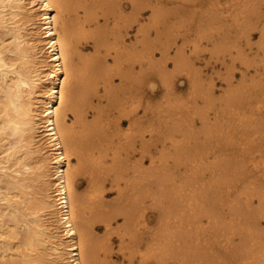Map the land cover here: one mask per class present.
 Instances as JSON below:
<instances>
[{"label": "bare ground", "instance_id": "bare-ground-1", "mask_svg": "<svg viewBox=\"0 0 264 264\" xmlns=\"http://www.w3.org/2000/svg\"><path fill=\"white\" fill-rule=\"evenodd\" d=\"M188 1L192 5L209 3L206 8L211 15L208 13V17L196 25V32L200 35L197 37L203 35L199 31L211 25L222 24L231 30L229 35L225 28L206 32L212 35L210 38L204 33L209 40L216 37L215 43H228L232 39L238 42L242 24L260 29L264 23L262 4L257 2L260 0ZM44 2L59 3L60 0ZM71 2L76 3L75 0ZM104 2L78 1L79 4L89 5ZM36 3L37 0H0V264H76L77 256L87 264H124L123 260L119 263L113 261L111 239L115 231L119 234V253L129 262L147 238L146 231L155 241L153 255L161 261L173 264H244L251 259L259 261L260 225L255 214H247L244 208L252 197L259 202V179L264 173V118L259 110L261 97H264L261 85L264 62L254 58L251 66L242 65L238 82L230 77L226 81L229 93L222 96L224 105H241L245 116L243 121L236 127H226L215 133L212 139L197 141L196 135L200 133L195 120H185L188 115L185 110L188 111L189 106H178L179 102L167 103L173 111L172 114L171 111L167 113L175 118L173 120L170 116L166 127L162 116L150 115L146 92L138 87L142 77L131 75L138 66L142 68L147 63L143 59L144 49L139 59L132 60L135 59L133 55H140L134 49L139 45L144 47L139 41L126 43L121 31L111 37L112 31L110 38L102 43L111 41L115 48V61L119 64L123 88L121 97L107 111V114L114 111L118 115L102 125L99 123L101 114L93 113L94 121H91L86 108L92 101L89 95L91 90H95L91 89L95 88L93 83L96 78L99 79L95 73L101 69L104 60L82 54L78 46L81 33L77 27V44L73 49L75 65L71 60L67 65L64 59L57 62L56 58L62 53L48 38V23L42 16H49L51 32L56 34L58 45H62L64 35L63 17L57 19L59 13L52 9L41 10V15H38L32 7ZM92 10H89V23L96 21L97 17L90 13ZM115 12L116 8L110 7L108 15L103 12L104 18H114ZM185 13V8L177 10L173 18ZM159 17L164 25L172 20L165 14ZM79 21L76 19L77 24ZM108 32L111 31H104ZM138 32L141 33L140 29ZM92 34L95 35L89 33L86 37ZM222 50L221 53L225 54L226 50ZM235 52L232 58L237 59L238 52ZM211 55L210 60L213 56L217 57ZM180 56L181 50H178L172 59L177 60ZM162 58L165 62L171 56L168 52ZM192 58L191 61L194 60ZM219 59L222 60L221 57ZM219 59L213 61L219 62ZM182 62L177 60L175 66L187 70L188 100L194 103L199 96H204L210 101L215 83L205 86L200 82L201 76L193 69V64ZM122 65L124 68L121 70ZM61 66L65 68L63 72L60 71ZM74 68L76 71H73ZM175 82L166 81L163 84L164 96H178ZM177 110L186 115L177 117ZM71 115L74 121H70ZM149 125L156 127L148 130ZM73 126L76 134L66 140L64 130ZM148 132H151L150 140ZM49 133L54 134L52 139ZM182 133L186 136L176 140V136ZM56 137H60L59 145L64 146V151L55 142ZM171 139L175 140L167 141ZM159 141L163 144L162 156L169 157L167 155L176 150L180 157L170 162L154 160L152 154L155 151L150 145ZM208 153L212 156L208 161H202L200 158ZM60 157L64 160L61 161ZM61 166L65 178L70 176V170L74 173L67 197L64 188L59 187ZM79 177L87 181L84 190H80L77 184ZM251 183L257 185L256 190L249 188ZM108 187L115 188L117 192L114 212L102 203ZM75 193L81 195L74 206ZM65 199L66 211L62 206ZM146 200L150 209L141 214L140 208ZM241 201L244 203L241 204ZM62 214L72 217L70 223L76 225L72 231H77V235L61 232ZM93 219L101 223L99 228H104L105 241L94 235L96 223ZM114 222L117 224L114 225ZM249 225L252 226L251 231L247 230ZM234 232L238 234L237 238H233ZM253 242L256 250L250 255L249 248ZM80 245L83 251H77Z\"/></svg>", "mask_w": 264, "mask_h": 264}, {"label": "rangeland", "instance_id": "rangeland-1", "mask_svg": "<svg viewBox=\"0 0 264 264\" xmlns=\"http://www.w3.org/2000/svg\"><path fill=\"white\" fill-rule=\"evenodd\" d=\"M75 1H76V3H78V1H80V0H75ZM93 1L95 3V1H97V0H93ZM101 1L102 2L106 1V3L105 2L99 3L98 6H100L101 4L102 5L108 4L109 5V1H110V3H111L110 5H114V4L117 5V3H118L119 8L114 7V8H116L115 15H113L114 18L111 16L109 19L104 18V13H105V15H108L109 14L108 10L110 7H107L108 9H106V7H99L98 9H93L92 10L93 12H90V13L93 15L94 14L99 15L101 24L100 23L97 24V23H95V21L90 23V25H91L90 29L88 30L87 33L83 34V39L80 42H78L79 50L82 52V54L84 56L96 57L95 59L102 58L101 60H104V62H105L101 66V69L95 73V77L99 76V79L96 78V81L93 83V85H94L93 87H95V88H91V89H95V90L90 91V93L92 95L89 93L90 94L89 95L90 101L91 100L92 101L89 102L88 107L86 108V110H88V119H91V121H94L93 120L94 117L92 114L96 113V112H97L96 114L100 113L101 115L99 114L100 115L99 123L100 124L102 123V125H103L105 123L106 124L108 123V122H106V120L110 121L114 116L118 115L114 111L111 114H107V111L112 108V104L115 103L121 97V90L123 88L122 75H121L119 68H118L119 64L115 61V48L113 47V44L111 43V41L110 42L107 41L108 43L104 42V43H100L97 45V43H95L93 40L88 39L89 36L86 37V35H88L89 33L90 34L91 33L96 34V32L93 31L94 29H97V30L101 29V31H103L106 28L104 30L105 32L111 31L110 33L109 32L106 33L107 35L109 34L108 35L109 37H110L112 31H113V33H112L111 37H113V35L115 33H117V31L119 33L121 31V35H123L122 39L126 40V43L129 44L131 42L135 43L136 41H139V43H141L142 46L144 47V48H142L139 45V47L134 49V51L136 50V53L140 54L142 49H144L145 56H143V59H145V61H147V63H145V65L142 68L138 66L133 71V73L131 75H132V77L135 78L136 76L142 77V75H144V74H151L154 77L153 82H156L157 80L160 81V83L158 84V86L154 90H152V89H146L145 90L146 95H147L146 97L148 99L146 105L149 108L148 111H149L151 116H154V117L155 116L156 117L162 116V118L164 119L165 127L167 126L166 125L167 120L169 119V117L173 113V111L170 110L166 104L167 103H170V104L176 103L177 104L178 102H179L178 106H181V107L182 106H189L190 107V109L188 111L185 110V113H187L188 115H186L185 113H183L180 110H177V112L179 114L176 116L180 117V116H183L185 114L187 116V118L184 117L185 120H189V118H191V120H195L194 122H196V124H197L196 128H198L197 130L200 133V135L199 134L196 135L197 141H206V140L212 139V137L215 133L220 132L221 130L225 129L226 127H228V129L236 127L238 124H240L243 121L245 116L241 112L242 106L236 105V104L235 105H229L228 104L227 106H225L224 105L225 100L222 99L223 94H226V92L229 93L228 86H227V82L229 80V77H230V79H233L236 82H238V80L241 79V68H242L243 64L238 63L239 58H237V59L232 58L233 57L232 55H234L236 53L234 51V49H236L238 42L234 41V39H232L228 43H227V41H222L221 43L220 42L215 43V41L217 40L216 37H212V40L211 39L210 40L213 42H210L209 38L212 35L210 34L211 36H209L207 33L212 32L213 30H216L215 32H217V30L219 28H225L227 33L231 32V30H229V28L226 25H224V27H223L222 24H221V26L219 24L216 26L206 25V26H208V27H206V29L204 28L203 31H199V32H201V34L203 33V35H201V37H197L200 35H198L199 33L197 34L198 29H197L196 25L198 23H200L201 20H204V17L207 18L208 13H209V15H211L210 11H208L209 10L208 7L206 8V5H209V3L208 4L207 3L206 4L205 3H202V4L196 3V4L192 5V3L189 2L188 0H182V1L174 0V1H170V2H169V0H112V1L111 0H108V1L107 0H104V1L101 0ZM257 2H259L260 5L262 4L261 7H262V10L264 11V0H260ZM138 3L140 5V7H137L135 9H133L131 7L133 4H138ZM187 3L188 4L190 3L191 6H190V4L188 5ZM153 4L156 5L155 8L147 7L148 5H153ZM161 4L165 5V7L160 9ZM144 5H146V6H144ZM202 5L203 6L205 5V7H201ZM178 6H179V8H178ZM183 6H185V7H183ZM120 8L121 9L127 8V11L132 13L133 19L138 21V23L133 24V26H132V24L125 25L128 23L123 22L120 19H118L120 16V13L122 12V10ZM183 8H185L187 10V13L182 14V15L180 14L179 16H177V18H173V16H174L173 14H175L177 10H182ZM189 9L191 11H189ZM206 11H207V13H205ZM192 13H194V14H192ZM162 14L163 15L165 14L166 18H168V19H170L172 17V20L169 24H166V25L162 24L163 17L160 16L162 19L159 17V15H162ZM117 15H119V16H117ZM200 15H202V16H200ZM224 15H228V14L224 13ZM192 16H194L193 17L194 19L192 18ZM78 17L79 16L76 17L77 20L80 19V17L79 18ZM116 17H118V18H116ZM138 18H140V19H138ZM116 19H117V22H116ZM109 21H110V25H109ZM119 23H121V24L119 25ZM115 25H116L117 29H115V27H114ZM262 26H264V23ZM262 26H261V28H263ZM113 28L115 31L113 30ZM125 28L127 31L124 30ZM120 29H122L123 31ZM139 29H140L141 33L138 32ZM207 29L209 31H207ZM191 30H193V31H191ZM172 31H174V32H172ZM194 32H196V33L194 34ZM204 33H206L207 36H209V38L206 37V35L204 36ZM229 33H228V35H229ZM84 37H85V39H84ZM198 38H199V40H198ZM213 38H215V39H213ZM257 39H258V37H257ZM112 40H113V38H112ZM218 46H220V47L222 46V47L220 48ZM196 48H200V49L196 50ZM222 48H223V50L224 49L226 50V51L224 50L225 54L221 53ZM178 50H181V56L179 58H177V60H179L180 62L183 61L182 63H185V61H186V63L187 62L192 63L193 69L198 71V74L201 76L200 77L198 75V77L201 78V80H200L201 83H204V85L205 84L210 85L212 83H215V87L213 89L214 91H212L213 95H212V98L210 101L206 100L204 96H199L197 98V100H195L194 103H191L190 99L188 100L187 93L190 91V87H189V83H188L189 81L187 79V77H188L187 72H186L187 70H185L183 68L178 69L175 66V62L177 60L172 59ZM219 50H220L219 53H221L220 55L218 54ZM97 51H99V52H97ZM191 51H194V53ZM168 52H169V56H171V59L165 60V62H164V60H162L163 59L162 56H164ZM199 52H201V53H199ZM211 54H213L217 57L213 56L212 60H210L209 56L212 57ZM223 54L225 55V57L223 56ZM140 56H141V54L140 55H133V58H135V59H132V60H136L137 58L139 59ZM218 56H220L222 58V60L219 59L220 57H218ZM97 57H100V58H97ZM190 58H192L194 60L191 61ZM216 58L219 59V60H217L219 62L213 61V59L215 60ZM225 58H226V60H224ZM150 59L155 60V62L150 61ZM207 60H210L213 63H211L210 61H207ZM206 61H207V63L209 62L211 64L210 65L207 64ZM224 61H225V63H224ZM215 64H217V65H215ZM169 65H172L171 70L168 67ZM119 67H121V66H119ZM122 68H124L123 65L120 69L122 70ZM160 69L163 71V73ZM226 70H227V72H225ZM115 71H117V72H115ZM228 71H232V72L229 73ZM166 81H168V82H170V81L175 82L176 81L175 82L176 86H177L176 94L178 93V96H182V95H184V96H182V97H178V96L173 97L171 95L170 96H164L165 94L163 93V91H164L163 84H165ZM185 103H187V104H185ZM163 111L165 114L163 113ZM167 111H171V114L167 113ZM174 113H176V111H174ZM71 117H72V119H70V121H74L73 115H71ZM171 118L174 120L175 116L173 115V116H171ZM203 121L206 124H204ZM125 126H126V124L123 125V128ZM154 126L155 125H149L148 127H150V128H148V130H150L151 128L153 129ZM210 130H211V133H209ZM150 133L151 132H148L149 140H150L149 136H151V135H149ZM230 134H231V132H230ZM230 134H229V136H230ZM185 136H186L185 133L184 134L182 133L181 136L178 135V136H176L175 139L179 140V139L184 138ZM229 136H227V137H229ZM175 139H171V140H167V141H173ZM150 148L152 149V151H155L152 154V158H154V160H156L158 162L161 159L167 160V162L168 161L170 162V161L174 160V158L180 157V154H178V152L176 150L173 153H169L167 155L169 157L162 156L160 153V151H163V144L161 141L152 142L150 145ZM164 152H167V151L165 150ZM210 154L209 153L205 154V156L203 158H200V159L202 161H208L209 157L212 156V154L211 155ZM147 161H150V158H147ZM77 184L80 186V190H84L86 188L87 181L85 180V178L79 177L77 180ZM104 196L102 198V201H103L102 203L107 207V209H110L111 211L114 212L115 209H113V208H114L115 204L117 203L116 200L114 201V199L117 198V192H116L115 188H110V187L106 188V192L104 193ZM162 200H164V199H162ZM169 207H170V205H169ZM119 218H120V216H119ZM92 221H95V223H96V224L94 223L95 224L94 229H93L94 235L95 236L99 235L100 238L103 241H105V239L107 237L103 233L104 228L98 227L99 224L101 225V223L98 220H94V219ZM116 224H117V222H114V225H116ZM112 235H113L112 236L113 238L111 239V241H112V244L114 245V249H113L114 252H112L113 261H115L116 263H119L123 260V262H124L125 258H123L121 252L119 253L118 246H117L118 245L117 243L119 241L118 240L119 234L117 233V231H115L112 233ZM101 236H104L105 238H102ZM100 238H98V239L101 242ZM121 264H123V263L121 262Z\"/></svg>", "mask_w": 264, "mask_h": 264}, {"label": "snow or ice", "instance_id": "snow-or-ice-1", "mask_svg": "<svg viewBox=\"0 0 264 264\" xmlns=\"http://www.w3.org/2000/svg\"><path fill=\"white\" fill-rule=\"evenodd\" d=\"M34 9L37 10V14L41 15V10L47 11L48 9H52L53 11H57L59 13V16L57 19H60V17H63L64 20V35L62 37V45L56 43V34H53L51 32V23L49 16H42L45 23H48V29H46V34L49 39L52 40L53 46L56 47V50L62 53L61 57H57V62H59L60 59H64L65 65L69 63L71 60L73 65L76 63V57L73 53V49L77 44V34L76 29L77 27L80 29V39H83V34L87 33L90 29L91 25L88 20L89 10L90 9H98L99 7H118L117 5H89V4H79V3H72L71 0H60L59 3H48L44 2V0H37L36 4H33L32 6ZM133 9L140 7L139 4H133L131 6ZM149 8H155L156 5H148ZM161 8H164L165 5L161 4ZM80 17V21L77 24L76 17ZM119 19L123 22L130 23V24H136L138 21L132 18V13L127 11V8L123 9V11L120 13ZM264 22V20H262ZM95 23H100V17L97 15ZM110 25V21H109ZM93 31L96 32L95 35L89 36V40L95 41L97 44L102 43L103 41L109 39L110 37L107 36L106 33L103 31H99L97 29H94ZM258 37V39H257ZM247 41V43H245ZM234 51L238 52V63L240 64H248L251 66V62L254 60V58H259L261 62H264V28L256 29L252 27L251 24H242L241 30H240V39L237 43L236 49ZM53 56H55V53H53ZM81 66V69L82 70ZM169 69H172V65L168 66ZM65 70L64 66H61L60 71L63 72ZM73 71H76L74 68ZM154 77L151 74H144L142 75V79L138 85L142 90L146 89H152L154 90L160 81L153 82ZM261 85L264 87V78L261 80ZM259 110L260 115L262 118H264V97H261L260 104H259ZM55 123H53V127H55ZM76 128L73 126L72 128H66L64 130V138L66 140L71 139L76 134ZM54 134L49 133V138L52 139ZM59 139L60 137H56L55 142L58 146H60L61 151H64V146L59 145ZM60 160L63 161L64 157H60ZM75 162V161H73ZM74 173L70 170V176L65 178V172L63 170V167L60 168V175L58 176L60 180L59 187L64 188V195L65 197L68 196L69 188L68 185L73 179ZM249 188L252 190L257 189V185L255 183L249 184ZM259 202H256V198L252 197L247 201V204L244 208V211L249 214L253 215L258 218V223L260 225L261 230V242H260V260L256 261L255 259L244 261V264H264V173H262L260 179H259ZM58 191V189H57ZM81 195L79 193L74 194L73 199V205L75 206L78 203V196ZM86 195V193H85ZM244 202L241 201V204ZM62 206L65 208V211L67 210V200L62 201ZM150 209V204L146 200L144 205L140 208L141 214H146ZM61 221L63 222L61 227V232L64 233L65 231L67 233H71L73 236L77 235V231H72V229L76 228L75 224L70 223L72 220L71 216L62 214L60 217ZM66 226V228L64 227ZM247 230L251 231L252 226H247ZM146 239L141 246L140 249L136 250L135 256L132 258L131 262L128 260L124 261V264H173L171 261H161L156 258L155 255H153L152 249L154 247V239L150 235L149 231H146L145 233ZM237 233H233V238H237ZM255 243H252V246L249 248V253L254 254L255 253ZM77 251H83V246H78ZM76 264H87L86 261H81L79 256L76 257Z\"/></svg>", "mask_w": 264, "mask_h": 264}]
</instances>
